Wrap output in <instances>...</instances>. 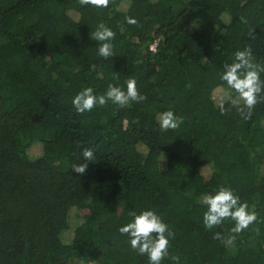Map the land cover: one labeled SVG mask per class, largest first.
<instances>
[{
    "label": "trees",
    "instance_id": "trees-1",
    "mask_svg": "<svg viewBox=\"0 0 264 264\" xmlns=\"http://www.w3.org/2000/svg\"><path fill=\"white\" fill-rule=\"evenodd\" d=\"M99 23L116 34L108 59L91 39ZM245 47L264 63V0H0V264H148L119 232L148 209L175 232L180 264H264V103L244 120L220 79ZM129 78L147 100L75 111L82 89L126 90ZM166 110L183 117L177 129L160 130ZM84 162V175L71 170ZM221 185L258 214L231 248L213 239L231 220L202 222L203 196Z\"/></svg>",
    "mask_w": 264,
    "mask_h": 264
},
{
    "label": "clouds",
    "instance_id": "clouds-1",
    "mask_svg": "<svg viewBox=\"0 0 264 264\" xmlns=\"http://www.w3.org/2000/svg\"><path fill=\"white\" fill-rule=\"evenodd\" d=\"M81 6H94L96 8H107L110 0H78ZM126 22L131 25H138V21L132 17H125ZM113 32L104 23H99L96 30L91 34V39L98 42V55L108 59L114 55L112 40L115 39ZM251 38L255 35L251 30ZM96 65H92L95 70ZM223 72L220 79L225 82L229 89L238 94L239 99H232L231 93H227L228 101L232 107H236L239 115L248 120L258 103H264V80L261 73H264V63L255 61L250 47L243 50H236L233 53L232 62L223 65ZM126 90L120 86L109 83L107 90L100 95L94 94L91 87H86L79 91L72 98V105L78 114L83 115L91 112L95 107H104L111 101L119 107H124L129 102L142 103L147 100V96L139 92L137 82L134 78L125 81ZM223 101V97L221 98ZM242 101V103H241ZM221 114H226V109L221 103ZM183 122V117H178L172 110H166L159 114V128L161 131L175 130ZM84 161L94 159V151L91 147L82 148ZM73 164L72 171L84 175L88 168V163ZM202 204L207 207L203 213L202 222L205 229L211 230L221 226L226 220L233 222V227L228 235L220 232L213 234V239L219 240L226 247H234L237 238L245 230L258 222V214L254 210H249V205L242 202L240 197L227 186H219L214 193H207L202 198ZM131 222L119 228L122 235H127L131 249L138 255L147 256L148 264H161L165 258H169L172 264H180L178 255L169 256L170 238L175 237L162 217L155 210H142L139 214L130 213Z\"/></svg>",
    "mask_w": 264,
    "mask_h": 264
},
{
    "label": "rangeland",
    "instance_id": "rangeland-1",
    "mask_svg": "<svg viewBox=\"0 0 264 264\" xmlns=\"http://www.w3.org/2000/svg\"><path fill=\"white\" fill-rule=\"evenodd\" d=\"M222 97H223L222 90L217 89L215 91L216 101L219 102ZM41 149L42 148L39 145H36L34 147H31L30 151L33 152L34 154H39L41 152ZM84 212H85L84 209H80V210L73 209L70 213V218L73 221V223L79 222L81 220V216L84 214ZM70 233H71V229H68L67 232L65 233V237H64V239L66 241H68L70 239V237H71ZM87 264H96V263L95 262H88Z\"/></svg>",
    "mask_w": 264,
    "mask_h": 264
},
{
    "label": "built area",
    "instance_id": "built-area-1",
    "mask_svg": "<svg viewBox=\"0 0 264 264\" xmlns=\"http://www.w3.org/2000/svg\"><path fill=\"white\" fill-rule=\"evenodd\" d=\"M154 47H155V43L151 44L150 48H151L152 50H154Z\"/></svg>",
    "mask_w": 264,
    "mask_h": 264
}]
</instances>
